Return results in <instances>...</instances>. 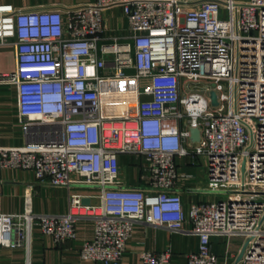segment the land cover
Segmentation results:
<instances>
[{
  "label": "built area",
  "instance_id": "obj_1",
  "mask_svg": "<svg viewBox=\"0 0 264 264\" xmlns=\"http://www.w3.org/2000/svg\"><path fill=\"white\" fill-rule=\"evenodd\" d=\"M114 5L131 41L100 42L103 12ZM4 44L14 47L15 69L0 72V84L15 85L30 138L0 145V168L32 169L37 180L66 188L67 210L34 212L27 198L23 212H0V245L27 244L35 225L55 241L73 239L87 220L93 237L80 255L105 264L120 261L138 224L196 235L186 264H219L217 235L247 241L242 264H264V0L0 3ZM114 80L129 85H104ZM121 95L124 109H110ZM190 127L199 128L198 141ZM121 154L140 157L148 190L123 185ZM183 156L203 159L202 189L218 196L187 212L176 189L193 177L179 170ZM132 264H171V250H143Z\"/></svg>",
  "mask_w": 264,
  "mask_h": 264
},
{
  "label": "crops",
  "instance_id": "obj_2",
  "mask_svg": "<svg viewBox=\"0 0 264 264\" xmlns=\"http://www.w3.org/2000/svg\"><path fill=\"white\" fill-rule=\"evenodd\" d=\"M90 0H0V3H10L22 8H54L73 6ZM104 29L100 42L111 43L131 41V33L127 20L119 6H111L104 10ZM15 69V50L13 45H0V72H11ZM112 68L107 66L105 74H111ZM132 74L133 69H127ZM147 78H141L139 81ZM109 88H122L129 85L122 81H108L104 84ZM132 85H134L132 83ZM121 95L110 109H124ZM106 111L107 108L105 109ZM30 137L24 132L18 120L17 91L13 84H0V145L20 146ZM200 166H197V161ZM140 157L119 155V179L124 186L149 187L143 172L140 170ZM179 170L192 173L193 177L181 178L176 189L180 192L185 211L193 202H212L218 196L209 190H203L205 185V166L198 157L183 156L177 160ZM201 168V169H200ZM203 169V170H202ZM75 192L92 194L94 191L83 185H73ZM29 198L31 208L38 213H64L67 210V190L61 186H52L35 178L34 171L28 168H0V212L21 213L25 210L26 199ZM96 201L95 197H92ZM189 228L190 223L185 222ZM93 237V223L78 221L76 235L73 239L55 241L49 234H44L35 225L27 244L21 246L0 245V264H105L100 261L82 258L80 248L84 241ZM214 252L219 264H242L237 256L244 244L240 236L217 235L211 238ZM197 236L188 232H171L138 224L126 244V251L117 264H132L138 260L143 250L160 252L167 248L171 250V264H186L189 252L196 249Z\"/></svg>",
  "mask_w": 264,
  "mask_h": 264
},
{
  "label": "water",
  "instance_id": "obj_3",
  "mask_svg": "<svg viewBox=\"0 0 264 264\" xmlns=\"http://www.w3.org/2000/svg\"><path fill=\"white\" fill-rule=\"evenodd\" d=\"M210 97L212 99V104H217V100H216V94L215 92L212 90L210 91ZM190 130V135H189V138L191 141H198L199 140V137H200V130L198 127H190L189 128ZM90 202V199L89 198H82V203H89ZM246 243L247 241L244 242L238 256H237V260H240L242 255H243V252H244V249L246 247Z\"/></svg>",
  "mask_w": 264,
  "mask_h": 264
},
{
  "label": "rangeland",
  "instance_id": "obj_4",
  "mask_svg": "<svg viewBox=\"0 0 264 264\" xmlns=\"http://www.w3.org/2000/svg\"><path fill=\"white\" fill-rule=\"evenodd\" d=\"M144 83H145V80H141L140 85H142V84H144ZM200 160H202V164H203V163H204L203 159H200ZM196 161H197V163H196L197 166H198V167H201V166H200L201 163L198 162V160H196ZM200 169H201V168H200ZM202 170H203V169H202ZM219 197H221V196H219ZM224 197H225V195H222V198H224Z\"/></svg>",
  "mask_w": 264,
  "mask_h": 264
}]
</instances>
